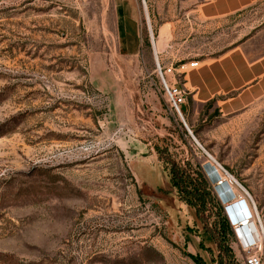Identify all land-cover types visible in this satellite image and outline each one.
<instances>
[{"label":"rangeland","instance_id":"obj_1","mask_svg":"<svg viewBox=\"0 0 264 264\" xmlns=\"http://www.w3.org/2000/svg\"><path fill=\"white\" fill-rule=\"evenodd\" d=\"M133 2L129 53L118 0H0V264H219L221 203L210 186L201 221L167 163L193 179L206 153L248 190L264 230V95L224 116L188 101L198 145L166 100ZM144 4L162 68L219 58L264 27V0L211 22L192 0ZM166 22L173 48L161 51ZM225 239L243 264L231 226Z\"/></svg>","mask_w":264,"mask_h":264},{"label":"crops","instance_id":"obj_2","mask_svg":"<svg viewBox=\"0 0 264 264\" xmlns=\"http://www.w3.org/2000/svg\"><path fill=\"white\" fill-rule=\"evenodd\" d=\"M198 18L203 21H217L258 2L259 0H192ZM133 0H118L117 10L121 21V33L126 52L135 53L138 48V11ZM167 26L168 36L163 37L161 51L172 49V24L163 23L157 29ZM264 27L257 30L240 45L211 60H196V68H185V71L175 66L171 59L164 69L168 84H176L184 91L183 113L188 112V101L193 106L212 103L213 108L222 116L244 110L264 95ZM168 37V38H167ZM166 39V40H164ZM138 41V40H137ZM167 52V51H165ZM160 53V51H158ZM157 53V55H158Z\"/></svg>","mask_w":264,"mask_h":264},{"label":"built area","instance_id":"obj_3","mask_svg":"<svg viewBox=\"0 0 264 264\" xmlns=\"http://www.w3.org/2000/svg\"><path fill=\"white\" fill-rule=\"evenodd\" d=\"M152 34V32H151ZM150 36L153 48V38ZM153 36V35H152ZM156 73L164 91L166 100L170 108L179 117L185 127L182 105L184 104V91L176 84L170 85L166 81V73L170 68L160 67L154 52ZM198 62L195 60L180 63L177 67L185 71V68H196ZM206 153V152H205ZM208 161L205 168V175L212 190L221 203L225 216L237 238L239 245L247 254L244 257V264H262L260 256V236L261 228H256L257 213L254 200L248 190L241 182L219 161L207 154ZM258 224V221H257ZM259 225V224H258Z\"/></svg>","mask_w":264,"mask_h":264},{"label":"trees","instance_id":"obj_4","mask_svg":"<svg viewBox=\"0 0 264 264\" xmlns=\"http://www.w3.org/2000/svg\"><path fill=\"white\" fill-rule=\"evenodd\" d=\"M145 44H148L147 39L144 40ZM181 62L175 64L178 66ZM170 184L175 187L186 204L190 205L195 209L196 215L201 221H204V213L206 207L212 202L210 197L209 189H211L208 179L200 171L193 172L196 177L191 179L187 174L186 170L175 161H168ZM214 207V205H213ZM215 208L221 213L218 214L220 221L215 224L216 232L219 237L217 238V246L219 248V264H237L236 259L229 245L226 242V234L230 231V225L226 219L222 207L217 203ZM244 264V263H243Z\"/></svg>","mask_w":264,"mask_h":264},{"label":"bare ground","instance_id":"obj_5","mask_svg":"<svg viewBox=\"0 0 264 264\" xmlns=\"http://www.w3.org/2000/svg\"><path fill=\"white\" fill-rule=\"evenodd\" d=\"M142 3H143V7H144V9H145V14H146V20H147V22L149 23V26H150V22H149V18H148V14H147V11H146V7H145V4H144V0H142ZM150 30H151V28H150ZM153 40H154V38H153ZM154 52H155V54H156V60L158 61V58H157V52H156V48H155V44H154V42H153V54H154ZM154 60H155V57H154ZM159 64V63H158ZM187 126V125H186ZM255 203V202H254ZM256 213H257V209H256ZM257 221H258V224H257V221H256V223H255V225H256V228H258L259 229V227L261 228V231H260V233H259V236H260V244H259V246H260V248H261V244L264 246V238L261 236V234L264 232V230H263V226H262V224H261V222H260V219H259V216H258V213H257Z\"/></svg>","mask_w":264,"mask_h":264},{"label":"water","instance_id":"obj_6","mask_svg":"<svg viewBox=\"0 0 264 264\" xmlns=\"http://www.w3.org/2000/svg\"><path fill=\"white\" fill-rule=\"evenodd\" d=\"M145 10V9H144ZM146 13V12H145ZM147 19V18H146ZM147 21V20H146ZM147 25H148V30H149V35H151V38H153V36H152V34H151V30H150V26H149V23L147 22ZM186 128V130H187V132H188V134L190 135V137L196 142V140H195V138H194V136H193V134H192V132L189 130V128L188 127H185ZM197 143V142H196ZM198 144V143H197ZM199 145V144H198Z\"/></svg>","mask_w":264,"mask_h":264}]
</instances>
